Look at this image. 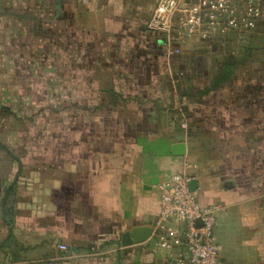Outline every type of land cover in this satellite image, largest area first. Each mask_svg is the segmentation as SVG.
Returning a JSON list of instances; mask_svg holds the SVG:
<instances>
[{
    "label": "crops",
    "instance_id": "crops-1",
    "mask_svg": "<svg viewBox=\"0 0 264 264\" xmlns=\"http://www.w3.org/2000/svg\"><path fill=\"white\" fill-rule=\"evenodd\" d=\"M155 5L0 0V41L10 50L25 46L47 9L66 12L62 23L87 38L88 47L77 45L88 57L87 79L77 84L87 94L77 103L89 105L71 140L61 128L55 143L36 147L17 144L0 113V264H174L153 251L152 235L129 246L123 235L154 227L158 185L186 159L197 164L201 204L224 206L215 229L224 264H264V20L247 49H237L234 33L184 42L181 54L198 47L201 61L178 67L186 73L180 100L176 81L160 72L175 77L181 54L165 55L143 31ZM92 41L100 43L92 49ZM177 143L185 155L175 154Z\"/></svg>",
    "mask_w": 264,
    "mask_h": 264
},
{
    "label": "rangeland",
    "instance_id": "rangeland-1",
    "mask_svg": "<svg viewBox=\"0 0 264 264\" xmlns=\"http://www.w3.org/2000/svg\"><path fill=\"white\" fill-rule=\"evenodd\" d=\"M67 9L71 11V7ZM43 18L41 23L37 18L33 19L32 35L25 40V46L22 41H16L15 50H10L6 40L0 41V113L9 117L7 126L17 129L13 139L22 146L55 143L56 133L62 129L64 140H71V128L78 123L85 127L82 113L89 110L87 103H77L78 96L81 99L87 94L86 88L77 87L78 80L87 79V72L82 67L86 69L88 57L82 53L78 55V50L88 47L87 38H75L71 24L67 27L62 23V18H68L66 12L58 16L49 8ZM144 26L143 31L146 23ZM134 33L139 32L129 33V37L135 38ZM78 43L82 45L79 49ZM97 43L100 42H89L92 49ZM197 49L192 46L187 52L194 54L187 57L180 53L173 72L175 77L168 78L167 72H160L162 79L176 81L173 83L174 95H178L180 100L186 73L178 67L189 63L198 66L201 60ZM235 49L233 46L229 52L233 53ZM237 49H240L239 45ZM233 56L234 53L227 55L229 58ZM192 74L198 76L199 71ZM183 119L188 123L185 117Z\"/></svg>",
    "mask_w": 264,
    "mask_h": 264
},
{
    "label": "built area",
    "instance_id": "built-area-1",
    "mask_svg": "<svg viewBox=\"0 0 264 264\" xmlns=\"http://www.w3.org/2000/svg\"><path fill=\"white\" fill-rule=\"evenodd\" d=\"M262 20L264 0H157L146 31L162 53L173 56L181 53L188 39L227 33H234L239 48H246ZM196 168V163L186 159L183 171L158 185L152 249L167 252L174 264H224L215 235L224 206L201 204L190 187ZM59 248L70 252L66 244Z\"/></svg>",
    "mask_w": 264,
    "mask_h": 264
},
{
    "label": "water",
    "instance_id": "water-1",
    "mask_svg": "<svg viewBox=\"0 0 264 264\" xmlns=\"http://www.w3.org/2000/svg\"><path fill=\"white\" fill-rule=\"evenodd\" d=\"M176 155H185L187 151V147L184 143H177L173 147ZM190 187L193 191H196L198 188V181L193 179L190 183ZM201 221L198 222L200 226ZM153 233V228L144 226L133 229L131 232H127L123 235V245L129 246L133 243H142L146 241Z\"/></svg>",
    "mask_w": 264,
    "mask_h": 264
},
{
    "label": "trees",
    "instance_id": "trees-1",
    "mask_svg": "<svg viewBox=\"0 0 264 264\" xmlns=\"http://www.w3.org/2000/svg\"><path fill=\"white\" fill-rule=\"evenodd\" d=\"M248 47H246V49H247Z\"/></svg>",
    "mask_w": 264,
    "mask_h": 264
}]
</instances>
